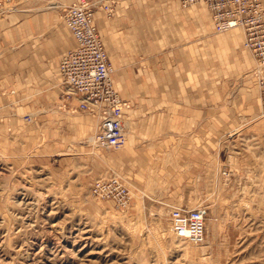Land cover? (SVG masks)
Returning a JSON list of instances; mask_svg holds the SVG:
<instances>
[{
	"label": "crops",
	"instance_id": "crops-1",
	"mask_svg": "<svg viewBox=\"0 0 264 264\" xmlns=\"http://www.w3.org/2000/svg\"><path fill=\"white\" fill-rule=\"evenodd\" d=\"M79 1L15 0L17 8L0 17V115L13 113L11 125L22 137L21 114L44 110L39 127L54 138V149L69 147L96 127L85 112L70 117L66 134L60 123L67 116L48 112L59 95L60 60L76 45L60 4ZM97 24L114 64L115 86L133 102L125 110L126 146L119 152L103 149L102 157L103 167L117 169L127 184L131 204L144 191L157 190L158 183L172 184V192L193 190L180 175L196 176L215 164L212 147L227 143L230 130L236 144L240 127L258 138L264 134L258 86L244 77L254 56L241 49L239 29L215 35L205 2L128 1L112 19L98 11ZM224 88L232 95L225 102ZM257 110L258 119L252 120ZM168 196L179 206L192 200Z\"/></svg>",
	"mask_w": 264,
	"mask_h": 264
},
{
	"label": "rangeland",
	"instance_id": "rangeland-1",
	"mask_svg": "<svg viewBox=\"0 0 264 264\" xmlns=\"http://www.w3.org/2000/svg\"><path fill=\"white\" fill-rule=\"evenodd\" d=\"M90 1L96 23L98 11L112 19L125 3L136 2ZM60 5L63 9L69 4ZM10 6L17 8L15 0ZM234 29H239L241 49L251 54L243 44L242 28L215 35ZM253 59L254 65L244 71V77L256 85L258 62ZM57 86L58 99L48 104V112L67 116L60 128L69 134L70 117L86 113L63 107L60 79ZM117 90L132 107V99ZM257 90L260 96L259 86ZM225 93L226 88L224 102L232 96ZM16 105H22L20 100ZM258 108L261 110L260 104ZM258 110L252 120L258 119ZM44 113L37 109L21 114L18 130L25 138L14 133L13 113L0 115V264H264V134L258 138L249 131L242 133L240 127L237 137L241 143L236 144L230 130L227 143L212 147L215 164L202 168L196 176L180 175L182 183H189L193 190L172 192V184L158 183L157 190L141 193L132 204L130 193L129 206L122 210L112 199L92 192L96 180L120 177L117 169L103 167L107 150L93 144L95 129L67 148L54 149V138L49 139L45 127H39L44 118L39 115ZM248 151L252 158L239 155ZM169 193L192 199L183 202L190 208L206 209L202 243L174 236L169 213L171 206L182 203L167 201Z\"/></svg>",
	"mask_w": 264,
	"mask_h": 264
},
{
	"label": "built area",
	"instance_id": "built-area-1",
	"mask_svg": "<svg viewBox=\"0 0 264 264\" xmlns=\"http://www.w3.org/2000/svg\"><path fill=\"white\" fill-rule=\"evenodd\" d=\"M180 1L183 6L197 1L205 2L211 11L216 32L236 27L243 29V44L258 62L254 77L260 89V107L264 117L262 0ZM11 2L12 0H0V17L15 9L10 6ZM106 9L112 11L109 5ZM62 15L76 41V45L67 50L59 63L62 106L87 112L98 121L92 137L93 144L105 149H121L127 143L124 116L131 104L120 95L115 86L113 65L96 23L94 3L81 0L63 8ZM92 192L96 197L112 199L122 210L129 206V189L118 176L96 180L92 185ZM169 217L171 231L179 240L196 244L205 240L206 209L175 205L171 206Z\"/></svg>",
	"mask_w": 264,
	"mask_h": 264
},
{
	"label": "bare ground",
	"instance_id": "bare-ground-1",
	"mask_svg": "<svg viewBox=\"0 0 264 264\" xmlns=\"http://www.w3.org/2000/svg\"><path fill=\"white\" fill-rule=\"evenodd\" d=\"M235 30V29H234ZM93 117V116H92ZM124 119H125V116H124ZM98 125V121H96V126ZM95 130H96V127H95ZM94 135V134H93ZM90 140V139H89ZM96 146V145H95ZM100 148H104V147H101ZM228 179V178H227ZM145 192V191H144Z\"/></svg>",
	"mask_w": 264,
	"mask_h": 264
}]
</instances>
